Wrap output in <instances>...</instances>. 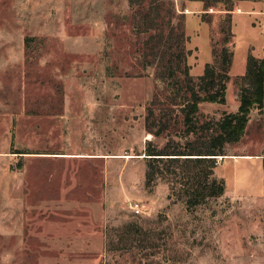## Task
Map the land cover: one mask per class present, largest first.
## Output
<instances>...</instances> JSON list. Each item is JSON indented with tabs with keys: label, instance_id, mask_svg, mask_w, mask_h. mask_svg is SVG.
Instances as JSON below:
<instances>
[{
	"label": "rangeland",
	"instance_id": "rangeland-1",
	"mask_svg": "<svg viewBox=\"0 0 264 264\" xmlns=\"http://www.w3.org/2000/svg\"><path fill=\"white\" fill-rule=\"evenodd\" d=\"M261 2L0 0V264H264V190L188 209L146 186L145 155L168 140L146 116L182 84L172 67L197 85L226 47L234 99L252 89L247 71L231 76L232 16ZM218 105L201 104V121L218 122ZM262 124L256 106L223 157L258 151Z\"/></svg>",
	"mask_w": 264,
	"mask_h": 264
},
{
	"label": "trees",
	"instance_id": "trees-1",
	"mask_svg": "<svg viewBox=\"0 0 264 264\" xmlns=\"http://www.w3.org/2000/svg\"><path fill=\"white\" fill-rule=\"evenodd\" d=\"M232 58V53L225 47L221 58L223 68L206 65L197 85L193 84L185 63L180 68L172 67L173 73L184 77L182 84L174 92L164 95L166 102L160 110L159 94L147 107L146 127L149 133L154 138L166 135L168 140L163 148L152 142L146 145V186L159 182L169 185L171 197L183 200L188 209H196L225 194L226 182L215 174L218 158L226 156L227 144L241 141L251 111L256 106L260 111L263 109L264 59L249 55L247 77L252 80V89L241 95L238 112L225 113L218 122L201 121V104L226 103ZM180 124L183 127L181 133L177 129ZM171 131L175 133L171 134Z\"/></svg>",
	"mask_w": 264,
	"mask_h": 264
},
{
	"label": "crops",
	"instance_id": "crops-1",
	"mask_svg": "<svg viewBox=\"0 0 264 264\" xmlns=\"http://www.w3.org/2000/svg\"><path fill=\"white\" fill-rule=\"evenodd\" d=\"M235 34L236 55L231 76H244L247 58L251 50L258 59H264V2L248 4L232 16ZM238 50L240 55L238 56ZM236 93L232 82L227 86L225 104H219L228 114L237 113L240 102L234 99ZM207 104L204 103L203 106ZM218 105V106H219ZM232 109L230 110V106ZM263 135L260 148L256 152L231 155L216 168L219 178L226 182V191L242 193L246 196H261L264 190V103L262 109Z\"/></svg>",
	"mask_w": 264,
	"mask_h": 264
},
{
	"label": "built area",
	"instance_id": "built-area-1",
	"mask_svg": "<svg viewBox=\"0 0 264 264\" xmlns=\"http://www.w3.org/2000/svg\"><path fill=\"white\" fill-rule=\"evenodd\" d=\"M132 210H133L137 215H139V214L142 213V209H141V207H140L138 204L133 205V206H132Z\"/></svg>",
	"mask_w": 264,
	"mask_h": 264
}]
</instances>
